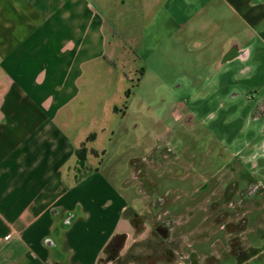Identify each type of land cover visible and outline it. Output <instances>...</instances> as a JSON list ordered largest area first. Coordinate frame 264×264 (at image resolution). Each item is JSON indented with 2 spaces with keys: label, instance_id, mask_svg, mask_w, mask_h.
Here are the masks:
<instances>
[{
  "label": "crops",
  "instance_id": "crops-1",
  "mask_svg": "<svg viewBox=\"0 0 264 264\" xmlns=\"http://www.w3.org/2000/svg\"><path fill=\"white\" fill-rule=\"evenodd\" d=\"M234 43L247 48L244 60L230 56ZM223 51L224 75L232 76L223 80L226 92L238 84L262 92L264 0H0V264H98L117 235L124 255L136 234L128 212L146 199L132 161L145 154L127 157L122 176L103 156L114 140L115 123L126 115L119 106L127 104L133 74V88L150 81V72L135 61L157 60L174 76L170 82L161 78L158 66L152 72L158 86L189 78L199 97L204 77ZM247 59L250 65L241 67ZM230 90L219 106L238 97ZM174 107L157 139L172 123L170 128L191 129L183 121L187 114L196 119L191 107L183 101ZM105 129L104 152L98 159L90 153L86 169L74 172L80 142ZM155 146L146 147V154ZM184 149L182 143L181 167ZM231 174L224 180H232ZM223 187L204 200H182L184 212L169 210L167 205L176 203L170 199L157 209L169 228L155 231L182 241L183 259L170 264H210L215 244L226 246V230L217 236L219 230L206 224L221 212H234L236 199L213 197ZM254 201L261 211L248 217L256 250L245 259L222 257H232L227 264H264V196ZM252 204L244 202L242 210ZM204 240H210V254L193 247Z\"/></svg>",
  "mask_w": 264,
  "mask_h": 264
},
{
  "label": "rangeland",
  "instance_id": "rangeland-1",
  "mask_svg": "<svg viewBox=\"0 0 264 264\" xmlns=\"http://www.w3.org/2000/svg\"><path fill=\"white\" fill-rule=\"evenodd\" d=\"M242 34L246 36L245 30H243ZM227 46L228 44L226 47ZM225 52L223 51L214 62L213 66H211L210 71L204 77V81L206 77L213 72L216 62L224 59ZM156 61L157 60L152 58L146 59L145 62L141 60L135 61L136 65L143 67V71L148 70L150 72V75H148L150 81L142 82L138 88H133L132 82H135L136 79V74L135 76L133 74L134 81L131 80L130 87L125 91V95L128 89L131 91L127 101L128 107L125 109L126 115L123 116L124 118L122 120H118L115 123L114 140L109 144V149L103 157H105L104 161L106 165L116 169L119 175L122 176V173L126 171L125 163L127 157L135 153L142 156V154H146L147 152L146 147L153 146L154 144L156 145V136L159 131L171 121L170 111L175 109L174 106H176V101L186 102L196 114L194 128L184 130L178 127L177 124L173 125L176 131L175 136L181 138L185 147L183 158L186 166L181 167L180 163L175 164L169 162L164 163L157 169L150 166L146 168L148 178L159 185L160 191L163 194L169 192V199L172 202H176L174 204L169 203L167 208L175 213H180L186 210L185 204L181 203L182 200L193 202L197 199H207L213 194L214 188L219 185L216 179L218 177L211 176L209 173L210 170L207 168L210 152L219 144L225 143L229 145L235 138L242 136L246 131L254 128L248 126L247 117L253 109L254 101L261 91L257 87L251 88L246 85H234L228 89L238 90V95L240 96L227 106H219V104L224 101L223 97H225L226 93L229 91L226 92L227 89L223 86V80L228 78L229 75L231 76L230 73L229 75H227V73L224 75L225 64L222 66L221 73L217 76V82L214 83L210 91L203 94L201 90L204 84H202L201 87L199 86L200 88L198 90L201 96L194 97V90H191L190 83H188L190 81L189 78L186 79V81L188 80L187 82H185V78L180 77L176 78L171 84L158 86L160 80L152 79L155 77L152 75V72L155 71V68L158 66L164 71L160 76L161 78L167 79L168 82H170L174 76L173 72L172 75L168 74L171 68L165 65H158ZM246 65H250L249 59L241 61V67H245ZM234 76H236V73ZM240 78L241 80L245 79L241 76ZM178 81L183 82V84L179 88H175ZM148 101L150 102L144 106V103ZM125 103L126 101L119 107L122 108ZM119 107H114V109L120 111ZM214 111L215 117L204 121V118ZM171 125L167 127L170 128ZM107 132V129H105L102 134L98 135L96 132L88 133L80 142L79 146L76 148V163L72 168L74 172L79 173L86 169L90 153L97 157V159L101 156L104 152V142L106 141ZM125 142L127 143L124 144ZM248 167L249 166H246V168ZM147 190L148 189L143 188V195L146 198L144 204L134 206V209H130L128 212L136 227L135 240L129 245L126 253L122 255V240L120 239L121 246L118 250V255L115 256L114 259H110L109 256L104 253L98 264H170L173 263L172 261L183 259V255L179 248L180 245H182L181 239L172 240L169 239V236L165 238L155 231L157 225L167 226L168 224L163 220H159L156 215L159 209H154L152 199L147 193ZM217 192L218 190H216V193ZM213 197H216V195ZM188 204L190 205L191 203L189 202ZM202 211L203 210L197 212V214H202ZM219 215L210 217L206 224L211 231L221 229L220 226L225 228L227 232L226 237L223 235L222 230H219L215 235H223L224 237H222V239L225 238L226 246H218L215 244L210 264L215 262V264H227L226 262L231 261L232 257L221 259L227 255L241 259L248 258L250 253L256 250L255 247L250 245L254 236L253 234H249V232L253 230L250 227L252 220L247 219L246 223L242 224L243 227L241 232H243V234L239 235L241 232H236V228L232 227L234 226L235 220L234 214L228 213L225 216V226L222 224L223 220L221 222V219H219ZM237 216L239 215H236V217ZM253 217L254 214L251 215V218ZM259 224H261V222H259ZM179 227L180 225H176V230H178ZM193 239H197V236H194ZM222 239L220 240L222 241ZM193 247L200 250L203 249L202 251L209 254L211 251L210 240H204L200 243L194 242ZM172 248L179 250L174 251Z\"/></svg>",
  "mask_w": 264,
  "mask_h": 264
},
{
  "label": "flooded vegetation",
  "instance_id": "flooded-vegetation-1",
  "mask_svg": "<svg viewBox=\"0 0 264 264\" xmlns=\"http://www.w3.org/2000/svg\"><path fill=\"white\" fill-rule=\"evenodd\" d=\"M246 50L247 48L239 50L234 43L230 47L229 54L230 56H240L241 59L244 60L245 53L247 52ZM228 56L226 57L227 59ZM235 92L238 93V90H235ZM226 99L224 98L221 104L225 103ZM213 115H215V111L207 115L204 121L214 118ZM190 118L189 114H187L183 118V121L192 129L195 124L194 121H190ZM247 124L249 127L254 128L249 129L242 136L235 138L229 145L222 143L216 146V148L210 152L207 163L210 175L218 177L216 179L221 187L224 185L222 191L220 189H215L218 190L215 195L221 196L219 201L225 197L237 200V202H235L236 206L233 204L234 212H232L235 218L234 226L232 227L236 228V232L242 231V224L246 223L247 219H249L248 215H250L251 212L261 211L257 210L256 207L260 203H256L254 200L264 196V90L254 101L253 109L247 117ZM175 133V126H172L158 136L156 146L152 151L132 161V173L143 183V187L148 189L147 193L152 199L154 209H158L159 207L162 208L165 205L169 199V192L162 195L158 194V187L149 180L146 168L150 166L149 162L151 161L153 166L150 167L154 169L161 167L164 163H180L182 159V140L180 137L175 136ZM246 166L249 167L246 168ZM225 173H232L233 179L228 182L224 180L223 176ZM241 183H243L242 186ZM246 201L250 203L253 202V204L249 207H243L244 210H242V206ZM236 215L239 216L236 217ZM225 216L226 214L223 212L219 215L221 222L223 220V225L225 224ZM261 218L264 224V214ZM220 227L222 230H225L223 226ZM168 228L169 227L159 224L155 227V230L165 232Z\"/></svg>",
  "mask_w": 264,
  "mask_h": 264
},
{
  "label": "trees",
  "instance_id": "trees-1",
  "mask_svg": "<svg viewBox=\"0 0 264 264\" xmlns=\"http://www.w3.org/2000/svg\"><path fill=\"white\" fill-rule=\"evenodd\" d=\"M131 91H127V96H129ZM127 104L125 103L124 106L121 108L122 112L124 113ZM120 236H114L106 245L105 249H104V253H106L110 259H114L115 256L118 255V250L120 248Z\"/></svg>",
  "mask_w": 264,
  "mask_h": 264
},
{
  "label": "water",
  "instance_id": "water-1",
  "mask_svg": "<svg viewBox=\"0 0 264 264\" xmlns=\"http://www.w3.org/2000/svg\"><path fill=\"white\" fill-rule=\"evenodd\" d=\"M225 60L224 59H221L220 61H217L215 66H214V70L211 74H209L207 77H206V80H205V83L202 87V90L201 92L202 93H205L209 90V88L212 86V84L215 82L219 72L222 70V66L225 64ZM178 85H176V87H178ZM240 96V95H238ZM238 98V97H237ZM236 98V99H237Z\"/></svg>",
  "mask_w": 264,
  "mask_h": 264
}]
</instances>
